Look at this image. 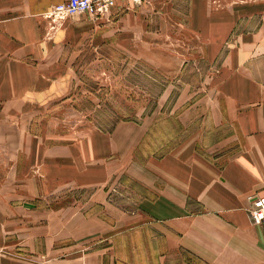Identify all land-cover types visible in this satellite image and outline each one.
Here are the masks:
<instances>
[{
	"label": "crops",
	"instance_id": "0c3cea01",
	"mask_svg": "<svg viewBox=\"0 0 264 264\" xmlns=\"http://www.w3.org/2000/svg\"><path fill=\"white\" fill-rule=\"evenodd\" d=\"M63 1L0 0V120L63 94L68 46L88 38L164 78L176 116L117 121L78 159L54 134L1 133L0 263L264 264L249 214L264 194V1L127 0L53 24ZM119 171L141 185L134 207L110 195Z\"/></svg>",
	"mask_w": 264,
	"mask_h": 264
},
{
	"label": "rangeland",
	"instance_id": "374dc122",
	"mask_svg": "<svg viewBox=\"0 0 264 264\" xmlns=\"http://www.w3.org/2000/svg\"><path fill=\"white\" fill-rule=\"evenodd\" d=\"M245 1L256 3L257 0ZM68 18L84 22L96 20L93 15L77 13L56 19L53 24ZM80 43L77 41L68 46L70 77L64 93L59 97L56 95L49 106L30 104L13 118L8 115V120H0V134H54L56 144L68 143L72 154L83 157L79 150L92 148L94 133L109 132L117 121L174 119L176 114L171 108L173 93L168 94V106L163 103L167 94L163 93V98H160V91L166 85L164 78L116 48H97L89 38ZM126 162V159L120 162V170L126 167ZM112 181L113 184H109L110 195L115 194L123 207H134V202L141 197L142 188L133 174L119 171L113 174ZM83 195L82 189L71 190L73 197Z\"/></svg>",
	"mask_w": 264,
	"mask_h": 264
},
{
	"label": "built area",
	"instance_id": "2783aa9c",
	"mask_svg": "<svg viewBox=\"0 0 264 264\" xmlns=\"http://www.w3.org/2000/svg\"><path fill=\"white\" fill-rule=\"evenodd\" d=\"M127 0H65L55 4L47 15L53 21L62 19L67 15L77 13H86L93 17H107L109 12L117 2H126ZM250 208L249 214L254 223L264 222V194L258 196H249ZM5 252L4 247L0 246V260ZM1 264V263H0Z\"/></svg>",
	"mask_w": 264,
	"mask_h": 264
}]
</instances>
